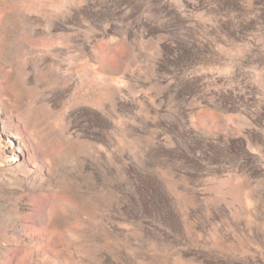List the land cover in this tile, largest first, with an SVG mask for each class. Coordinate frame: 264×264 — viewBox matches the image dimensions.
Wrapping results in <instances>:
<instances>
[{"label": "rangeland", "instance_id": "obj_1", "mask_svg": "<svg viewBox=\"0 0 264 264\" xmlns=\"http://www.w3.org/2000/svg\"><path fill=\"white\" fill-rule=\"evenodd\" d=\"M0 264H264V0H0Z\"/></svg>", "mask_w": 264, "mask_h": 264}, {"label": "trees", "instance_id": "obj_2", "mask_svg": "<svg viewBox=\"0 0 264 264\" xmlns=\"http://www.w3.org/2000/svg\"><path fill=\"white\" fill-rule=\"evenodd\" d=\"M167 52L170 62L180 68L192 64L201 56L200 50L193 44H188L186 41H181L177 44L176 48L169 49ZM194 90L195 86L193 82L184 84L183 92L191 93ZM229 100L233 102L230 98ZM181 138L175 146L174 151L184 162L191 163L196 167H200L199 165L207 159L220 163L225 160L236 161L240 158L249 157L247 144L244 140H238L236 142L237 144L235 143L228 147L220 148L211 145L209 140L199 133L195 136L183 135Z\"/></svg>", "mask_w": 264, "mask_h": 264}]
</instances>
